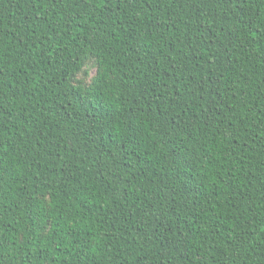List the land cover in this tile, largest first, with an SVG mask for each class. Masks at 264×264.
I'll use <instances>...</instances> for the list:
<instances>
[{
    "label": "trees",
    "instance_id": "16d2710c",
    "mask_svg": "<svg viewBox=\"0 0 264 264\" xmlns=\"http://www.w3.org/2000/svg\"><path fill=\"white\" fill-rule=\"evenodd\" d=\"M0 264H264V0H0Z\"/></svg>",
    "mask_w": 264,
    "mask_h": 264
},
{
    "label": "rangeland",
    "instance_id": "374dc122",
    "mask_svg": "<svg viewBox=\"0 0 264 264\" xmlns=\"http://www.w3.org/2000/svg\"><path fill=\"white\" fill-rule=\"evenodd\" d=\"M91 72H93V70H91Z\"/></svg>",
    "mask_w": 264,
    "mask_h": 264
}]
</instances>
